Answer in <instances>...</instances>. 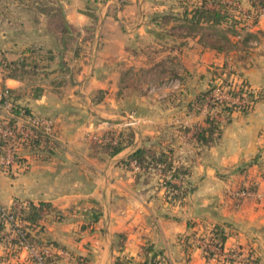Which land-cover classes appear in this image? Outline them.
<instances>
[{"label":"crops","instance_id":"crops-1","mask_svg":"<svg viewBox=\"0 0 264 264\" xmlns=\"http://www.w3.org/2000/svg\"><path fill=\"white\" fill-rule=\"evenodd\" d=\"M49 1L80 34L95 28L91 33L97 45L87 44L86 57H81L80 49L74 54L76 44L64 50L72 55L67 65L74 77L68 82L62 77L53 85L43 79L36 84L37 95L35 86L24 79L5 78L17 103L53 120L49 136L54 147L47 154L21 151L26 169L13 176L0 172V207L47 202L60 215L56 219L53 212L46 214L39 231L32 232L66 251L49 264H112L115 258L138 264L151 255L163 259L157 264H228L222 257L247 252L255 256V264H264V98L246 113L231 111L219 137L202 145L192 135L195 126L204 125L206 108L199 112L186 108L192 94L204 90L210 77L231 66L227 61L232 54L204 42L197 32H185L183 41H171L165 51L181 49L183 84L178 80L175 87L165 86L161 81L146 93L124 90L115 96L117 87L125 84L121 82L124 72L135 65L132 58L143 53L134 46L162 35L150 29L159 22L161 1ZM238 2L249 8L246 0ZM25 16L19 18L21 29L0 30V53L9 60L29 53L34 45L52 49L58 43L47 31L44 15ZM176 26L172 28L177 31ZM173 32L168 33L171 39L177 36ZM246 33L248 61L237 67L232 62V68L251 88L264 92V15ZM102 88L108 93L95 99L94 92ZM172 92H181L180 98L168 96ZM128 118L133 123L121 127ZM119 130L130 135L119 152L108 156L93 148L92 136ZM143 146L172 149L175 162L189 167L181 181L191 188L184 202L170 204L163 188L156 191L147 177L143 180L142 170L131 161L122 163ZM135 173H140L136 180ZM248 185L253 186V194L239 200L233 197V191ZM213 224L223 227L225 239L217 253L206 257L205 244L196 238L207 240ZM26 254L21 251L18 261Z\"/></svg>","mask_w":264,"mask_h":264},{"label":"trees","instance_id":"trees-1","mask_svg":"<svg viewBox=\"0 0 264 264\" xmlns=\"http://www.w3.org/2000/svg\"><path fill=\"white\" fill-rule=\"evenodd\" d=\"M246 1L249 3V8L246 9V13L251 14L253 19H255L258 15L259 8L264 6V0ZM236 2L238 3V0H191L190 6L187 9H183L179 15L172 13H160L157 15V17H159V22L156 24L160 26H166L167 23L178 22L180 25L177 26H185L186 28L188 27L187 30L191 32H197L200 36H202L204 42L205 38L210 35L207 33V30H209L210 27L213 28L214 26L219 25L228 26V36H235L236 33L231 30H233L234 26L239 24L240 21L243 22L245 20L242 17V13L237 10V6L234 5ZM33 4L35 7H33L32 15L34 17L36 14L45 16L46 29L51 35L55 37L58 45H62L65 47V49H68V47H66L67 45L65 44L67 42L66 39H69L68 36H73L71 38H73V41L76 44L78 32L64 22L59 7L51 3L49 0H46V3L42 0H35ZM33 20L35 21V19ZM241 27H243V25ZM191 28H194V30ZM88 32H90V30ZM210 45L214 46L212 44ZM216 48L218 49V47ZM73 51L74 54L78 52V47H76V45ZM20 57L18 56L14 60H8L0 53V67L3 70L5 77L27 80L26 76L21 74L23 63L19 61ZM35 67L31 68V70H34ZM32 73L33 72H31V75ZM225 76L226 77L223 78L217 76V78L220 80L219 86L225 88L226 91L230 92V94L233 96H238L241 98V96L244 95L245 103H232L225 100L221 102L214 101L211 98V93L216 84L210 82L207 83V87L204 90L193 93L192 97L186 102V108L188 110H194L195 112H199L202 107L206 108L204 125L195 126L192 135L197 145L209 144L210 142H213L215 139H217L221 133V127L228 120L231 111L238 110L242 113H246L252 109L254 102L264 98V92L260 89L256 91L253 90L239 73H234L230 69L227 71ZM173 77L178 79L180 83L183 84L184 78L177 77V75H174ZM232 77H239L241 81L237 91H229L228 89ZM33 90V94L37 95L38 88L34 87ZM9 92L12 100V107L10 110L13 115H27L32 113L26 106L15 101V97L11 90H9ZM171 95L173 99H179L181 92L169 93V96ZM217 117H222L223 121L218 120ZM9 121L13 122L14 118L10 117ZM103 135L108 136L110 140L94 143L93 148L100 149L108 156H112L119 152L124 147L125 143L129 142L128 139L130 137L128 133H124L122 130L111 132L107 131L104 132ZM53 147L54 142L49 135H43L39 132H36L35 136L30 137L20 143V155L21 151H28L38 154L43 152L47 154L52 151ZM176 160L177 159H175L172 149L168 148L165 150H156L151 147L143 146L130 153L127 157V160L123 161L122 163L127 165V163L131 161L134 166L143 172L147 171L150 167L158 168V170L162 173L168 172L170 174V179H166L165 181L168 188L164 194L168 202L170 204H174L180 202V200L185 197L186 193L191 190V188L183 189L185 185L181 184L182 179L189 174V167L175 162ZM21 161L25 164V166L27 165L25 163L24 157L21 158ZM139 175L140 173H135V180L138 179ZM171 178L179 180V183L171 182ZM145 180L146 178L144 181ZM17 203V208L14 206L13 202L5 209L12 217L10 221H5V219L0 217V264H21L24 262H32V258L28 254H26L22 262L18 261L19 253L22 251L23 245L30 247L50 246L55 250L65 251L63 247L58 246L53 241H49L46 238H39L32 234L34 230L39 231L40 220L46 214L53 212L56 219L60 218V215H58L53 207H51V205L47 202H38L37 204H33L31 202ZM0 208L2 209V207ZM16 222L20 223L19 227L13 226V224ZM224 239L225 233L223 227L219 224H213L208 231L207 241L220 249L222 248ZM205 252L206 257H211V251H207L205 249ZM58 257L59 254L53 252L51 255L43 257L40 264H49ZM245 257H249L252 260V264H255L254 255L247 252ZM10 259H14L15 262L11 263L9 261ZM75 259L78 261L84 260L81 257H75ZM161 261L163 262V259L151 255L149 258L144 259L138 264H157ZM112 264L126 263L123 260L115 258Z\"/></svg>","mask_w":264,"mask_h":264},{"label":"rangeland","instance_id":"rangeland-1","mask_svg":"<svg viewBox=\"0 0 264 264\" xmlns=\"http://www.w3.org/2000/svg\"><path fill=\"white\" fill-rule=\"evenodd\" d=\"M35 0H0V30H11L17 29L22 23L19 21V18H25V15H32V10L35 5L33 4ZM46 3V0H42ZM157 3L160 2L161 5V11L160 13H172V14H181L183 9H187L190 6L191 0H153ZM42 3V2H41ZM235 6L240 7L242 10L246 11V9H243V6L239 4V2L234 3ZM158 12V13H159ZM237 14V13H236ZM259 15L256 16L255 19H247L243 22H239L236 26H234L233 32L236 33L235 36H228V26L225 25H219L214 26L213 28L210 27L209 30H207V33H209L205 41L209 44L219 46L220 48L227 51V54H232L231 60H228V63H231V66L229 67L227 65V68H224V71L220 73L219 77H226L227 71L231 69L234 73H239L237 70L232 68V62H237V65H243L248 61V45L244 43L243 39L248 38V28H250L251 25H253L256 22V19ZM7 22V23H6ZM10 22V23H9ZM170 23H167L166 26L164 25H151L150 29H153L158 34H162L161 37H157L156 40L152 39V42H149L147 44L145 43H139L140 46H134V48H138V51L140 50L143 53H137V56L132 58V62L135 65H131L129 69H127L124 73L123 80L121 82L125 83L124 85H119L117 87V92H114L115 96H119L128 90L135 93H146L147 90L150 88H153L157 83L164 81L165 79H174V75H177V77L184 78L185 74L183 73V62H181L182 53L180 52L181 49L177 48V52L175 53H166V49L169 48L170 45H173L172 42H178L180 43L184 39V33L185 32H191L187 30L185 26H176L180 25L178 22L173 23V26H170ZM174 25L177 27V31L174 30ZM243 25V27H241ZM241 27V28H240ZM21 29V28H18ZM194 30V28H191ZM95 30V28H93ZM90 29V32H82L81 34L78 32V36L82 35L81 40L76 39V47L80 49L83 53H81V57L87 56V51H89V48H87V44L93 42V46L96 47L97 42L95 39L94 32ZM173 30L175 38L173 37L171 39V36H168V33ZM215 30V31H214ZM213 31V32H212ZM183 35V37L181 36ZM73 36H68L69 39H66V47H70L71 49L73 45L75 44L73 41ZM172 41V42H171ZM79 42V44H78ZM42 45V44H41ZM79 45V46H78ZM84 45V46H83ZM44 46V45H43ZM251 47V46H250ZM221 49V50H222ZM65 47L62 45L56 44V46L46 49L42 46L34 45L32 49L29 50V53L25 55H20V62L23 63V67L21 68V74H24L27 78V83L29 82L30 85H34L36 87V84H40L41 81L47 80L49 84L57 83L58 80H62L63 78L66 79V82L71 81L73 76V68L69 67V60L72 56L70 52H65ZM86 51V52H85ZM232 53H231V52ZM137 52V50H136ZM79 54H77L78 56ZM186 56V54H184ZM18 57V56H17ZM7 59V58H6ZM9 60V59H8ZM85 62V60H83ZM227 63V64H228ZM68 64V65H67ZM36 66V67H35ZM34 70H31V68H34ZM28 71V72H27ZM31 72L32 75H31ZM60 74V76H59ZM63 75V76H62ZM180 75V76H178ZM214 75V74H213ZM198 76V74H194V77ZM218 75L215 74V76H212L209 78L208 82L213 84H220V80L217 78ZM235 76V75H233ZM63 77V78H62ZM199 77V76H198ZM231 77V76H229ZM239 79V77H236ZM253 90H258L254 89ZM108 93V90L105 88L98 89L94 92L93 97L95 99L103 98L105 97V94ZM169 96V95H168ZM255 103V102H254ZM123 114V113H121ZM219 120H223L222 117H217ZM126 121V119H125ZM121 127H124L121 125ZM103 135V134H102ZM101 135V136H102ZM99 136V137H101ZM90 137V136H89ZM99 137L92 136V141L94 143L99 142ZM145 174V178H148V182H150L151 187H156V191L160 188H163V195L165 196V191L167 190L168 186L167 183H165L166 179H170V174L168 172H161L158 170V168H152L150 167L147 171L142 172ZM141 173V174H142ZM157 175V177H156ZM167 177V178H166ZM144 178V179H145ZM143 179V180H144ZM163 179V180H162ZM175 178H171V182L174 181ZM251 185L243 186L242 188H238V190L246 189L249 192H252ZM190 187H187L186 185L183 187V189H189ZM236 191H233L232 195L236 199H243L246 197H236L235 193ZM187 195V194H186ZM184 202L183 199L180 200V203ZM17 203V202H14ZM3 208V207H2ZM6 209V208H4ZM166 217H170V215L163 214ZM116 238H120V234L116 235ZM207 238V237H206ZM197 240H199V243L204 246L207 251L209 248L206 247L208 244L205 237H197ZM213 246V244H210ZM204 249V248H203ZM212 253V252H211ZM222 259L225 261L227 260V263L229 261H232L236 264H252V260L249 257H222ZM233 263V264H234Z\"/></svg>","mask_w":264,"mask_h":264},{"label":"built area","instance_id":"built-area-1","mask_svg":"<svg viewBox=\"0 0 264 264\" xmlns=\"http://www.w3.org/2000/svg\"><path fill=\"white\" fill-rule=\"evenodd\" d=\"M237 8V10L242 13V17L245 19V21L247 19H252L251 14H247L246 11L242 10L240 7ZM258 15H264V6L259 8ZM5 78L6 77L4 76L3 70L0 67V172L13 176L26 169L25 164L21 161L22 156L20 155V143L30 137L35 136L36 132H39L43 135H49L53 128V120L47 116L33 113L27 115H13L10 110L12 107V100L9 92L10 89L4 83ZM240 82V79L232 77L228 86L229 91H237ZM161 84L175 87L178 84V79H165ZM211 98L217 102L225 100L232 103H245L244 95H242L241 98L238 96H233L230 94V92L226 91L225 88L220 87L219 84H216L212 90ZM10 117L14 118L13 122L9 121ZM132 123L133 120L128 118L123 122L122 125L129 126ZM99 138V141L103 142L110 140V138L106 135H102ZM251 194L253 193L247 191L246 189L236 191L235 193L237 198L248 197ZM14 206L17 208L18 203H14ZM0 217L5 219V221H10L12 219V217L4 208H0ZM13 226L19 227L20 223L16 222L13 224ZM206 247L209 248L213 253H217L219 250V248L214 245ZM22 251H25L32 258L31 263L33 264H40L43 257H47L53 252L58 254H67L65 251L55 250L50 246L30 247L23 245ZM233 256L245 257V255Z\"/></svg>","mask_w":264,"mask_h":264}]
</instances>
